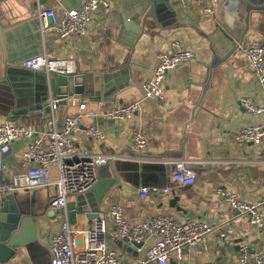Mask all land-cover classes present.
I'll return each instance as SVG.
<instances>
[{
    "label": "crops",
    "instance_id": "0c3cea01",
    "mask_svg": "<svg viewBox=\"0 0 264 264\" xmlns=\"http://www.w3.org/2000/svg\"><path fill=\"white\" fill-rule=\"evenodd\" d=\"M81 3L0 0V122L30 124L36 134H42L53 126L59 128L65 116L80 115V127L73 134L78 151L113 155L96 167L97 181L92 187L104 194L97 215L104 216L112 204H119L132 224L171 214L214 226L201 244L183 246L181 257L172 255L166 264H239L242 244L250 254H264L259 229L214 194L215 188L223 187L245 201L264 197V135L257 143L234 137L244 126L264 124V111L253 115L243 105L249 99L264 107V82L258 81L239 47L264 39V0H109L108 8L94 13L86 34L66 39L41 34L33 19L39 8H51L59 16ZM206 7L211 11L205 12ZM174 40L192 50L194 57L167 72L163 102L145 98L142 84L152 75L156 55L170 52ZM41 53L74 61L75 73L64 76L67 87L60 86L65 96L50 95L42 71L29 72L23 66L25 59ZM58 98L65 103L52 112L54 125L48 123L47 115L31 109L35 103ZM134 100L140 108L123 120L104 117L98 104ZM80 102L87 103L86 110L79 108ZM90 125L99 127L104 138H90L85 131ZM134 129L147 139L142 151L132 146ZM31 140L18 137L0 152V181L23 170L21 154ZM177 160L189 162L195 171L194 183L177 181ZM114 172L117 182L112 183ZM141 187L149 189L144 197ZM54 195L52 185L15 192L9 209L28 220L24 237L33 233L35 239L0 264H50V236L61 217L60 210L50 205ZM77 195H68L66 203ZM93 214H77L72 228L89 230L97 216ZM109 226L110 246L124 264H135L141 254L121 243L113 224ZM151 242L147 238L144 249Z\"/></svg>",
    "mask_w": 264,
    "mask_h": 264
},
{
    "label": "built area",
    "instance_id": "2783aa9c",
    "mask_svg": "<svg viewBox=\"0 0 264 264\" xmlns=\"http://www.w3.org/2000/svg\"><path fill=\"white\" fill-rule=\"evenodd\" d=\"M219 1L221 0H210L212 3ZM109 5V0H82L79 8L64 10L59 16L51 8H39L33 19L42 35L52 33L59 39H66L72 35L86 34L94 13L100 8H108ZM204 10L210 12L211 8L206 7ZM171 46L170 52H158L156 55L157 61L152 75L142 84L145 98L163 102L167 72L194 57L193 51L182 47L178 40H174ZM239 47L258 81L263 83L264 39H255L240 44ZM23 66L48 75L54 73L66 76L76 71L72 59L52 58L45 53L25 59ZM60 99L63 98L50 99L36 109L38 113L44 114V108L50 107V115L47 117L51 125L55 124L56 119L52 112L57 109ZM98 104L103 107V116L112 120L130 118L140 108V102L137 100L118 104L99 101ZM243 105L253 115L264 111V107L254 105L249 99L243 100ZM79 108L86 110L87 103L80 102ZM79 127L80 115H67L59 128L53 126L42 134H36L30 124L0 122V152L6 150L8 144L18 137L32 138L21 154L23 170L12 175L9 180L0 181V209L3 207V198L19 189L50 185L54 187L55 195L50 205L60 210L61 217L50 236V264H124L116 250L108 243L110 223L121 240L142 243L136 247L141 256L135 264H166L172 255L180 258L183 246H198L214 229V226L206 221L192 217L179 219L171 214H158L132 224L125 219L123 208L119 204H112L106 215H98L89 230L73 229L66 210L67 196L90 190L97 181L96 167L113 158L112 154L86 155L79 152L73 139V134ZM85 131L92 139L104 138L102 130L95 125L88 126ZM263 135L264 124H255L244 126L234 137L237 141L257 143ZM43 137L47 139L46 146L43 145ZM131 141L137 151H142L147 146V139L139 129L132 131ZM262 154L264 156V147ZM174 167L177 181L181 185L194 183L195 171L189 162L177 160ZM163 190L168 191V188ZM139 191L140 196L144 197L149 189L141 187ZM214 194L230 208L245 215L249 223L257 227L264 236V197L255 202L245 201L223 187L215 188ZM219 235L225 237L222 231ZM147 238H152L153 242L144 249L143 242ZM238 261L239 264H264V254H250L249 247L242 244L238 251Z\"/></svg>",
    "mask_w": 264,
    "mask_h": 264
},
{
    "label": "water",
    "instance_id": "95a60500",
    "mask_svg": "<svg viewBox=\"0 0 264 264\" xmlns=\"http://www.w3.org/2000/svg\"><path fill=\"white\" fill-rule=\"evenodd\" d=\"M31 72L32 70H27ZM44 76L46 85L48 86V90L50 92V95L57 94V97H63L67 94V92L60 93V86L67 87L68 80L67 77H63L61 79L58 77L59 75H56L54 73L52 74H46L44 72H41ZM65 78V79H64ZM75 85L80 84V82H75ZM76 88H74L75 90ZM59 93V94H58ZM60 95V96H59ZM46 99V98H45ZM61 103H57V106L59 104L65 103V100H61ZM41 104L35 103L33 104L32 110H36L40 107ZM44 114L50 115V107L44 108ZM117 182L116 173L114 172L112 177V183ZM16 192V191H15ZM14 193H10L5 196V204H3V208L0 210V260L4 261L6 259H9L13 254L17 253V249L23 245H26L29 241H32L35 239V236L32 235L30 237H24V232L29 229V222L27 219L21 218L22 214L17 211H12V209H9V205L12 204V201L14 200ZM104 194L103 192H98L97 187H92L90 190H88L85 193H80L77 195L76 199L71 202L66 203V210L69 213V222L70 224H74L76 221L77 214H84L86 217H90V215H97L98 212V205L100 204ZM91 198H94V203L88 204L87 200H90ZM98 216V215H97ZM96 216V217H97ZM27 240V241H25ZM121 243H124L125 245L129 244L134 249L136 247L142 245V243H129L125 242L124 240L120 241Z\"/></svg>",
    "mask_w": 264,
    "mask_h": 264
}]
</instances>
